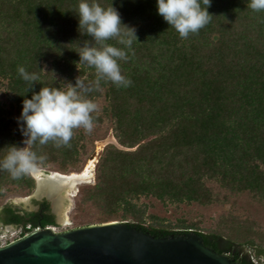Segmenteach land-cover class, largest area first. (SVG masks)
I'll return each instance as SVG.
<instances>
[{
  "label": "trees",
  "instance_id": "16d2710c",
  "mask_svg": "<svg viewBox=\"0 0 264 264\" xmlns=\"http://www.w3.org/2000/svg\"><path fill=\"white\" fill-rule=\"evenodd\" d=\"M95 2L112 5L122 23L136 30L130 48L117 39L106 42L126 52L127 59L118 63L128 86L97 84L95 68L78 64L86 41L101 47L78 30L80 0H0V160L10 146L24 147L18 124L23 100L41 87L66 91L78 80L81 96L97 105L92 130L73 129L69 143L59 147L51 141L30 145L44 157L40 166L77 170L94 145L93 129L101 131L109 122L105 134L113 129L121 145L136 150L108 145L96 184L82 190L83 207L96 209L100 223L132 216L128 226L156 238L195 232L217 253L254 264L244 249L264 248V231L255 221L230 215L204 233L185 222L177 228L147 225L146 211L137 205L154 198L207 207L221 203L222 191L264 203V10L253 11L250 0H211L210 22L181 38L158 15L156 0ZM19 67L38 75L33 86L20 77ZM35 188L31 175L13 179L0 169V198ZM0 223L58 226L46 200L38 211L5 205Z\"/></svg>",
  "mask_w": 264,
  "mask_h": 264
},
{
  "label": "clouds",
  "instance_id": "9594fccd",
  "mask_svg": "<svg viewBox=\"0 0 264 264\" xmlns=\"http://www.w3.org/2000/svg\"><path fill=\"white\" fill-rule=\"evenodd\" d=\"M156 6L158 15L169 25V28L175 29L181 38H187L190 33H198L213 17L208 11L211 0H156ZM248 7L257 12L264 10V0H250ZM76 13L79 20L78 30L82 29L84 34L91 37L92 42L101 45L94 47L86 41L78 53V64L95 68L97 84L100 80H105L117 86L130 85L131 81L126 80L121 74L118 63L127 59L126 52L106 42L117 39L120 44L130 48L133 39L137 41L135 28L124 25L120 13L112 5L104 8L95 0L91 3L88 0H80ZM18 73L32 86L39 79L37 74L27 72L24 67H19ZM78 84V80L75 86L68 83L66 91L56 87H41L38 93H33L31 99L23 100L18 124L21 125L20 130L25 137L23 140L25 146H10L7 155L0 160V169L8 171L13 179L37 174L44 157H38L27 146L36 142L45 145L51 141L59 147L69 143L73 129L82 127L88 132L92 130L91 113L97 109V105L81 96ZM26 227L1 225L0 236L10 235L13 231ZM52 227L60 228L59 225L46 228L52 229ZM252 261L257 262L254 257Z\"/></svg>",
  "mask_w": 264,
  "mask_h": 264
},
{
  "label": "water",
  "instance_id": "95a60500",
  "mask_svg": "<svg viewBox=\"0 0 264 264\" xmlns=\"http://www.w3.org/2000/svg\"><path fill=\"white\" fill-rule=\"evenodd\" d=\"M107 145L123 151H134L110 136ZM103 150L91 159L99 163ZM37 176V200L54 198L40 195L43 179L54 174ZM56 212L57 209L54 208ZM0 264H240L228 255L217 253L204 244L195 232L169 238H156L126 223L110 222L91 225L56 234L44 228L25 239L0 248Z\"/></svg>",
  "mask_w": 264,
  "mask_h": 264
},
{
  "label": "rangeland",
  "instance_id": "374dc122",
  "mask_svg": "<svg viewBox=\"0 0 264 264\" xmlns=\"http://www.w3.org/2000/svg\"><path fill=\"white\" fill-rule=\"evenodd\" d=\"M99 109H102L101 107ZM110 127V123L107 122L101 131L93 129L92 133H96V139L94 145L91 146L89 154L85 157L82 165L77 170H71L67 172H62L57 169L54 165H49L48 167L40 166L38 176H44V174L50 175L53 172H59L64 174L70 173H80L86 169L91 157L95 152L100 150L105 151L108 147L107 142L109 137L114 136L113 129H109L108 133L105 134V130ZM105 129V130H104ZM105 135V136H104ZM115 137V136H114ZM25 139V137H24ZM25 146V145H24ZM29 147V146H27ZM99 150V151H98ZM97 166L93 171V177L90 181L80 184L73 191L64 192L62 194V207L55 212L56 220L60 226V232H68L75 229L103 224L100 223L99 217L100 213L89 207H83L82 202V190L94 186L97 180ZM36 180V188L31 193H21L19 191L9 192L6 196L0 198V211L5 205L11 204L13 206L19 207L24 210L34 211L37 210V203L40 201L48 200L46 197L42 200H36L37 191V176L36 174L31 175ZM216 192L221 193V189L218 185L211 183ZM221 203L214 204L210 206H200L198 204H164L157 199L143 198L137 205L138 209H143L146 211L145 221L147 225L159 223L164 225H172L177 228L182 222L187 225L196 224L198 228L204 233H208L211 229H216L219 223L224 217L239 216L241 218H249L257 223L258 228L264 231V203L257 201L252 198V196L242 193L235 196H230L226 191H222ZM52 205V202L48 200ZM53 206V205H52ZM62 219H65L64 222ZM132 216L127 219H118L111 222L129 223L133 222ZM110 223V222H106ZM218 228V227H217ZM0 231L1 223H0ZM237 239L238 237H234ZM255 246L245 248V252H249ZM255 261L259 264H264V260L254 257Z\"/></svg>",
  "mask_w": 264,
  "mask_h": 264
},
{
  "label": "bare ground",
  "instance_id": "6f19581e",
  "mask_svg": "<svg viewBox=\"0 0 264 264\" xmlns=\"http://www.w3.org/2000/svg\"><path fill=\"white\" fill-rule=\"evenodd\" d=\"M95 164L96 159H91L86 169L80 173H55L52 179H43L40 184L39 194L45 195V193H49L54 198V208L59 211L62 207V194L66 191H73L80 184L90 181L93 177ZM62 220L66 221L65 219Z\"/></svg>",
  "mask_w": 264,
  "mask_h": 264
},
{
  "label": "built area",
  "instance_id": "2783aa9c",
  "mask_svg": "<svg viewBox=\"0 0 264 264\" xmlns=\"http://www.w3.org/2000/svg\"><path fill=\"white\" fill-rule=\"evenodd\" d=\"M52 229L56 233H60L59 228L52 227ZM40 231H42V228H40V227L33 228L31 225H28L26 228H19V229L13 231L10 235L3 234L0 236V248L7 247V246H9V245L21 240V239L29 237L32 234L40 232Z\"/></svg>",
  "mask_w": 264,
  "mask_h": 264
},
{
  "label": "flooded vegetation",
  "instance_id": "af4514ba",
  "mask_svg": "<svg viewBox=\"0 0 264 264\" xmlns=\"http://www.w3.org/2000/svg\"><path fill=\"white\" fill-rule=\"evenodd\" d=\"M37 200V199H36ZM39 201V200H38ZM45 201V200H44ZM44 201H39L36 205H37V210H34V211H38L40 208H41V204L44 202ZM46 201H48V200H46ZM49 202V201H48ZM49 204H50V202H49ZM50 208H51V213L53 214V215H55V211H54V208L52 207V205L50 204ZM55 217H56V215H55ZM57 221V220H56ZM58 223V222H57ZM3 227H5V226H3ZM6 227H15V226H13V225H11V226H6ZM247 255H252L253 257H258V258H260V259H262V260H264V248H258L257 246H255L252 250H249V252H245ZM230 257V256H229ZM252 257V258H253ZM254 263V262H253ZM254 264H256V263H254Z\"/></svg>",
  "mask_w": 264,
  "mask_h": 264
}]
</instances>
